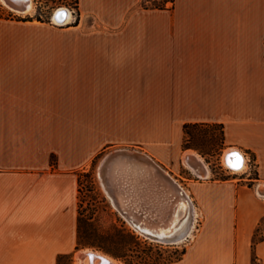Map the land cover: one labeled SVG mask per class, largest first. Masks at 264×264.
Segmentation results:
<instances>
[{"label": "crops", "instance_id": "crops-1", "mask_svg": "<svg viewBox=\"0 0 264 264\" xmlns=\"http://www.w3.org/2000/svg\"><path fill=\"white\" fill-rule=\"evenodd\" d=\"M187 122L224 123L258 176L178 173L195 151ZM112 144L185 179L169 171L199 225L168 264H264V0H80L62 24L0 15V264L78 252L80 174Z\"/></svg>", "mask_w": 264, "mask_h": 264}, {"label": "rangeland", "instance_id": "rangeland-1", "mask_svg": "<svg viewBox=\"0 0 264 264\" xmlns=\"http://www.w3.org/2000/svg\"><path fill=\"white\" fill-rule=\"evenodd\" d=\"M155 0H150L149 2L152 3ZM158 1V0H157ZM58 7H68L74 13L76 14L77 8L75 4V0H34V8L31 12L27 13H21L18 11H15L11 8H9L5 3L0 0V15L4 16H33L45 20L53 21V14L56 8ZM73 8H76V10H73ZM78 14V13H77ZM72 20L74 18V15H72ZM78 17V15H77ZM76 17V18H77ZM67 23V22H66ZM195 132H199L198 128L195 130ZM209 136H213L215 144L206 143L202 141H198L200 145H202L204 151L206 154H203L199 149H195V152L201 154L205 157L207 163L212 167L213 173L201 177L199 175H196L194 172H189L188 166L181 158L180 165L177 164V170L178 173H182L183 175L190 177H193L197 180H208V179H220V178H227L232 177L236 175H240L246 170L251 171V177L258 176L256 173V169L254 165H251V159H248L247 167L244 171L239 173L232 172L233 170L230 169L225 163L223 159L224 152L234 146L233 144L223 143L221 139V128L219 126H213L210 128V130L207 132ZM126 147L130 148L132 150L140 149L133 146H123V145H115L112 144L105 149H103L94 159L92 165L82 171L81 174V184H80V211L83 214L85 220L81 227V238L80 240L85 241H93L96 242V244L100 243L104 247H100L97 245H85L81 244L78 254H74L73 257H64L62 258V264H80L78 255L80 251H82L85 248H92L96 250H101L104 252H107L114 257H116L119 261H121L122 264H135V262L142 263L139 264H149L148 262L156 261V262H165L169 261L171 259L177 258L184 248H186V243L190 240L192 234L196 231L199 220L196 216L194 228L192 230V233L190 237L182 242H179L177 244H169L160 242L157 240H152L150 238H147L140 232H138L132 224L126 219V217L120 212L118 207L113 203L112 196L108 190H106L105 185L103 183L102 173L99 169L100 163L102 159L110 152L117 148ZM180 166V167H179ZM167 171L173 172L170 168L167 167ZM175 174V177L178 179H185L182 178L179 174ZM181 180H178L180 182ZM185 189V188H184ZM261 193L264 191V185L259 187ZM114 190V189H113ZM115 193L118 195L119 199L122 202H125V199H123L116 190H114ZM186 191V190H185ZM187 192V191H186ZM264 193V192H263ZM176 198V196H174ZM132 205L134 203L132 201ZM128 203V201H127ZM178 203V199L176 198L171 202L170 211L164 215L165 218L161 221V224L163 226H166L169 221L171 220V217L173 215V211L175 209V206ZM126 204V203H125ZM146 205V204H145ZM145 205L142 206H135V210H140L139 214H141V219L147 223H150L154 220H159L160 217L156 215L155 210L152 206L146 207ZM149 215V218L146 219V216ZM141 220V221H142ZM118 226V227H117ZM118 228H125L127 230L133 231L135 234H137L140 238V243H124L122 245H118L117 242L113 241L112 238H110L111 235H114L116 238L120 236V232L118 231ZM107 235H110L109 237ZM264 235V222L259 226L258 231L256 232V237L254 238V244L257 242L260 238H262ZM115 238V239H116ZM122 248V250L125 249H133V252L138 254V257L136 258L139 261H132V256L126 255L123 257H117L111 252L107 251L106 248H110L113 250ZM119 248V249H120ZM131 252V251H130ZM147 262V263H146ZM262 264V263H259Z\"/></svg>", "mask_w": 264, "mask_h": 264}, {"label": "bare ground", "instance_id": "bare-ground-1", "mask_svg": "<svg viewBox=\"0 0 264 264\" xmlns=\"http://www.w3.org/2000/svg\"><path fill=\"white\" fill-rule=\"evenodd\" d=\"M2 1L11 9H19L11 0ZM18 1L22 4V7H25V13L33 10L34 0ZM72 15L73 13L66 8L58 7L54 11L53 19L56 23L63 19H65V22H69L72 20ZM230 152L233 154L229 155ZM190 153L198 156L199 164L197 166L192 165L187 160L186 155ZM237 155L241 160V165L232 168V172L234 173H239L246 169L248 157L245 151L238 146H232L228 148L223 155V161L229 168L232 164H235ZM183 161L196 175L201 177L210 175L208 164L203 161L201 156L194 150H186L183 155ZM99 169L102 173L105 188L107 186L106 182L109 183L110 187L116 190L118 194L125 199L124 203L132 201L134 205L138 207L145 204L146 207H153L151 210H155L156 215L160 218L150 223L144 222L141 219L142 221L140 220L139 223L146 229L158 232L159 234L173 232L177 228L178 221L188 214L189 201L194 211L195 223L197 211L188 192H186L188 195V199H186L181 195V192L185 191L184 187L177 191L165 181L162 175L157 171L156 164L151 161L145 153L126 147L117 148L110 151L102 159ZM165 173L170 174L167 170H165ZM172 178L174 177L172 176ZM259 192L261 193L260 189ZM263 192L261 194H264ZM174 196L178 199V203L175 206L171 220L166 226H163L161 221L165 218L164 215L170 211L171 202L176 199ZM194 223L190 234L194 228ZM78 258L80 264H122L121 261L113 255L90 247L80 251Z\"/></svg>", "mask_w": 264, "mask_h": 264}, {"label": "trees", "instance_id": "trees-1", "mask_svg": "<svg viewBox=\"0 0 264 264\" xmlns=\"http://www.w3.org/2000/svg\"><path fill=\"white\" fill-rule=\"evenodd\" d=\"M79 1L80 0H75V4H76V8L77 11H79ZM150 0H142V6L145 8H159V9H171L175 7L176 4V0H155L152 3L149 2ZM13 16V15H11ZM41 19V18H39ZM213 126H219L221 128V139L222 142L225 143L226 142V131H225V124L224 123H209V122H187L184 125V140H183V148L184 149H188V148H197L199 149L203 154H206L202 145H200V143L198 141H202L203 143H211V144H215V140L213 138V136H209L207 134V132L210 130V128H212ZM198 128L199 132H195V130ZM55 160V158H54ZM83 171V170H82ZM81 171V174H82ZM81 174H80V184H81ZM84 221H88L85 220L83 214L80 211V215H79V237H78V246L77 248L79 249L81 244H85V245H97L100 247H104L102 244L98 243L96 244V242L93 241H81V227ZM118 227V226H117ZM118 231L120 232V236L118 238H116L114 235H107L108 237L110 236V238L113 239V241L117 242L118 245H122V244H126V243H140V238L137 234H135L133 231L127 230L125 228H118ZM116 238V239H115ZM120 248V246H119ZM110 249V248H106L105 249L109 252H111L112 254H114L117 257H123L126 255H130L132 256V261H134L137 257L138 254L133 252V249L129 248V249H125L122 250V248L120 249ZM131 251V252H130ZM186 252V248H184V250L182 251V253L175 259H171L169 261H165V262H156V261H150L148 262L149 264H168L172 261L178 260L180 258L183 257L184 253ZM73 254L69 255V254H64L61 255L59 258V264H62V258L64 257H72ZM135 261H139V260H135ZM142 263V261L140 262H135V264H139ZM147 263V262H146ZM261 263L259 260V256L257 253H254V264H259Z\"/></svg>", "mask_w": 264, "mask_h": 264}, {"label": "water", "instance_id": "water-1", "mask_svg": "<svg viewBox=\"0 0 264 264\" xmlns=\"http://www.w3.org/2000/svg\"><path fill=\"white\" fill-rule=\"evenodd\" d=\"M13 3L19 8V9H13L15 11L25 13V7H22V4L18 0H11ZM28 1V0H27ZM67 10L70 11L68 7H66ZM20 10V11H19ZM54 16V14H53ZM54 20V19H53ZM58 23H66L65 19L58 21ZM233 154L232 152L229 153ZM228 155V157H229ZM148 158L153 161L156 164L157 171L162 175L163 179L167 181L174 189L177 191L182 189V185L174 178H172L171 174L165 173V169L158 164L156 161H154L151 157L148 156ZM187 160L194 166H197L199 164V159L197 155L194 154H187L186 155ZM230 168H234L233 166H230ZM106 188L110 192L112 196L113 203L118 207L120 212L126 217V219L132 224V226L141 234L146 236L147 238H150L152 240H157L164 243L169 244H177L179 242H182L190 237V231L194 223V211L191 206V202L189 201V212L185 216H183L180 221L177 223V228L171 232L166 234H159L158 232H154L152 230L146 229L142 224L139 223L141 220V214H139L140 210H135V206L131 204V202L124 203L122 202L118 195L115 193L113 188L110 187L109 183L106 182ZM181 195L184 196L186 199H188V195L186 194V191H182ZM149 218V215L146 216V219ZM145 222V221H144Z\"/></svg>", "mask_w": 264, "mask_h": 264}, {"label": "snow or ice", "instance_id": "snow-or-ice-1", "mask_svg": "<svg viewBox=\"0 0 264 264\" xmlns=\"http://www.w3.org/2000/svg\"><path fill=\"white\" fill-rule=\"evenodd\" d=\"M240 165H241V160H240L239 156L237 155L235 164H232L231 166L239 167Z\"/></svg>", "mask_w": 264, "mask_h": 264}, {"label": "built area", "instance_id": "built-area-1", "mask_svg": "<svg viewBox=\"0 0 264 264\" xmlns=\"http://www.w3.org/2000/svg\"><path fill=\"white\" fill-rule=\"evenodd\" d=\"M69 9H70V8H69ZM73 10H76V8H73ZM70 11L73 13V15H75V16L77 17V15H78V14H77L78 11H76V12H77L76 14H75L74 11H72L71 9H70ZM230 169H231V168H230Z\"/></svg>", "mask_w": 264, "mask_h": 264}]
</instances>
